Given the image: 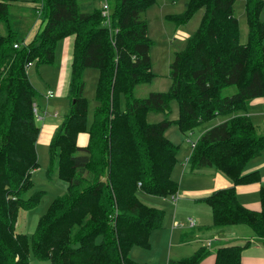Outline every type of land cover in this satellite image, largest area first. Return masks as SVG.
<instances>
[{"label": "trees", "instance_id": "obj_1", "mask_svg": "<svg viewBox=\"0 0 264 264\" xmlns=\"http://www.w3.org/2000/svg\"><path fill=\"white\" fill-rule=\"evenodd\" d=\"M37 1L42 26L25 41L9 11L17 0H0V264H28L30 254L47 264H139L129 251L149 245L164 211L138 193L164 197L178 189L171 176L178 145L167 137V128L174 123L190 132L221 115L223 121L199 135L188 164L191 169L214 166L231 182L200 197L212 224L247 225L264 249V182L257 170L243 172L264 150V134L256 133L247 114L252 99L259 97L264 105V0H245L248 36L243 42L234 0H185L184 10L168 18L183 23L201 8L199 24L169 63L168 88L144 97L134 96L133 89L153 76L143 12L155 0H106L108 24L98 5L82 9L78 0ZM68 35H73L70 105L51 135L47 167L66 185L28 235L15 231L19 209L35 205L43 192L23 196L38 167L40 131L32 110L37 90L26 68L28 62L53 64L60 40ZM89 67L97 70V105L87 122L82 75ZM232 85L233 93L222 94ZM171 99L177 101L176 118L147 122L149 111L168 113ZM80 132L88 134L84 145L77 143ZM250 182L260 183L257 210L237 197L236 185ZM251 241L217 246L213 264H241ZM207 252L199 245L167 264H200Z\"/></svg>", "mask_w": 264, "mask_h": 264}, {"label": "rangeland", "instance_id": "obj_2", "mask_svg": "<svg viewBox=\"0 0 264 264\" xmlns=\"http://www.w3.org/2000/svg\"><path fill=\"white\" fill-rule=\"evenodd\" d=\"M92 1L101 4V0ZM78 2L80 5L79 0ZM184 2L185 0H155V2L143 12V17L147 24V34L151 40L149 52L153 76L150 81L135 85L133 89L134 96L144 97L149 91H161L168 88L170 84L169 63L172 61L174 53L185 46L187 38L191 36L193 31L197 28L202 14V9H197L190 18L183 23H177L173 19L168 18V14H180L185 8ZM244 2L245 0H234L232 5V13L236 16L238 21V39L241 42L245 41L248 36ZM80 7L82 8V6ZM14 10L17 11L18 8L16 7L14 9V6L10 7V15L12 13L16 16L13 12ZM260 20L264 22V6L260 11ZM1 27L2 24L0 25V28ZM64 66L63 64L62 69V62L60 61L59 66L58 63H56V65L54 63L49 65L34 63L27 68L28 77L37 90V95L34 98L37 111L40 114L44 111L46 113L44 114L43 120L36 119L38 126H40V130H42L44 122L45 124L47 122L52 124L59 123L69 109L70 100L68 90L66 89V81H64ZM85 69L87 70L85 72L83 71L82 75L84 79L83 94L88 103L87 122H89L92 119L93 109L97 105V101L94 98L97 70L91 67ZM47 89H51L52 96L46 98L45 91ZM234 91L235 87L232 85L224 89L222 94L229 95ZM120 103L123 107V96L120 99ZM251 104L253 106L250 108L249 112L253 123L256 124L255 131L258 135L264 134V121H262L261 118L263 103L260 99L255 98V101L251 102ZM54 112H56V115L52 116ZM177 114V101L171 99L168 113L149 111L146 115V120L147 122H156L163 118H176ZM217 117V119L214 118L210 121L199 123L190 132L181 131L174 123L167 128V137L178 145V150L176 151L177 159L171 170L172 178L178 182V189L174 195L177 196L176 199L186 200H179L176 202L171 195L157 197L144 192L138 193V197L143 202L152 206H159L164 211L162 224L154 228L149 235V245L147 247L133 246L129 251L131 258L139 264H166L168 258L174 259L176 256H184V254H188L189 250L194 249V243H181L180 238L176 236V232L181 230V228L178 227L183 226L185 230L191 227L187 221L188 217H191L194 222L198 220V223L208 222V224H211V218L207 216V213L205 217L202 209L197 208L199 206L196 205L197 203H195V200H192L194 197L190 198L186 195L183 196L182 191L185 190V187L186 190H189L205 187L207 185V181L205 182L204 180L205 176H202V174L205 169L209 168L196 167L194 170L189 167L188 158L191 150L190 144L191 141H196L198 139L205 128L221 119L223 115ZM44 132L45 130L39 132L35 142L38 167L31 173L33 186L27 190L23 196L27 197L35 191H42L43 193L35 205L31 207H21L19 209L15 224L16 232L26 233L28 235L34 230L36 220L45 211L49 202L64 191L62 187L63 182L58 178L55 169L47 172L49 163L48 144L50 139ZM45 139L46 141H44ZM263 154L264 150L258 156H263ZM249 161H253L252 163H254L257 159L253 158ZM249 161L244 166L243 172L248 171L250 167L248 166ZM208 167L215 169L214 166ZM178 193H180L179 195L181 198L178 196ZM240 197L243 199L242 193H240ZM201 205L208 208L207 204L204 202L203 204L201 203ZM197 211L201 219H198ZM174 223L177 224L174 225ZM251 231L252 230L248 226L242 224L240 227L235 228L233 226L228 228L226 233L233 237L249 238L253 235ZM195 234L196 232L191 233L186 231L184 238L186 240V236L188 239L198 237ZM210 234V232H204L199 238L210 237ZM216 243L217 242H215V244ZM244 249L254 250L258 249V247L248 245ZM248 253L257 254L253 251ZM28 264H47V261L38 260L33 254H30ZM244 264L252 263L249 262L246 257L244 259ZM262 264H264V262Z\"/></svg>", "mask_w": 264, "mask_h": 264}, {"label": "crops", "instance_id": "obj_3", "mask_svg": "<svg viewBox=\"0 0 264 264\" xmlns=\"http://www.w3.org/2000/svg\"><path fill=\"white\" fill-rule=\"evenodd\" d=\"M79 1H80V6H82V9H91L94 6L101 5L100 3H96L92 0H79ZM13 6H14V9L17 7L18 10L13 11L16 14V16L11 13L12 25L15 28V30L19 32L20 36H22V38H25V41H26L32 37V35L36 32L38 28L42 26V18L40 15V4L37 0H17V2L11 5L10 7H13ZM72 48H73V35H68L62 38L58 44L56 54H55V60H54V64L56 65V63H58V66L60 65V61L62 62V69H63V64L65 65L63 75H64V81H66L67 90H68V82H69V76H70V63L72 59ZM33 64L34 63H31L28 66H32ZM27 68H26V71H27ZM86 70L87 69L84 68L83 71L85 72ZM256 99H260L261 102L263 103L261 98L256 97ZM253 101H255V98L251 100V102ZM250 105L251 107L253 106L252 104ZM249 110L247 111V114L250 116ZM55 115H56V112L52 114V116H55ZM261 118H262V121H264V105H263V111L261 114ZM224 119L225 117H222L221 119L212 123L210 126H212L213 124L219 123L223 121ZM58 124L59 123L52 124L49 122L45 124L44 122L42 130H40L39 132L45 130L44 133L47 134V137L50 139L51 135L53 134ZM210 126H208L207 128H209ZM254 126L256 127V124H254ZM207 128H205L204 130H206ZM87 140H88V134L86 132H80L78 134L77 143L79 145H84L87 142ZM44 141H46V139ZM254 158H256L257 161H255L254 163H252L253 161L252 162L249 161L248 166L250 167L248 168V171L257 170L260 174L261 182H264V154L263 156H256ZM200 167L209 168V169H205V171L202 174V176H205V179L204 178L203 179L205 180V182L207 181V185L205 187H199L197 189L195 188V189H189V190H186V187H185V190L182 191L183 192L182 194L183 196L186 195L190 198L194 197V199L192 200H195V203H197L196 205L199 206L197 208L202 209V211L205 214V217L207 213V216L211 218V224H208V222H205V223L201 222L202 223L201 224V223H198V220L194 222V220L192 219L193 224L190 225L187 219L188 224L191 226L189 229L185 230L183 226L181 227L176 226L178 228H181V230H178L176 232V236L180 238L181 243H184V244L194 243L195 244L194 249L189 250L188 254H184V256L191 254L199 245H204L208 249V252L202 258V260L200 261V264H213L214 263V251L217 246L225 245V244H233V243H242L246 239H252L250 246H257L258 249H254V250L243 249L241 264H244V259L246 257H247V260L251 262L252 264H262L264 262V249H261L263 248L262 244L259 241H256L254 239V234L249 238H238V237L230 236L229 234L226 233L228 228H231L233 226L235 228L240 227V225L242 224H230V225H223V226H216L212 224V216H211L210 208L209 207L206 208L201 205V203L203 204V201L200 199V197H203L204 195H207L214 190L228 187L231 185V182L225 175H223L216 168L211 169L212 167H208V166H200ZM193 169L195 170L196 168H193ZM65 185L66 184L63 182L62 183L63 189L65 188ZM259 185H260L259 182L237 184L235 189H236L239 201L248 208L256 209V210L259 209V200H258V192H257ZM240 193H242L243 199L240 197ZM179 194L180 193H178V196H180ZM179 200H186V199H177L176 202ZM156 207H159V206H156ZM196 213H197L198 219H201L199 217V212L197 211ZM195 219H196V216H195ZM186 231L191 232V233L196 232L195 235H197L198 237H195L193 239H188L186 236V240H185L184 235ZM204 232H210L211 236L207 238H202V237L199 238L201 234H204ZM215 242L217 243L215 244ZM252 251L257 254L254 255L252 253H248ZM184 256H176L174 257V259H178Z\"/></svg>", "mask_w": 264, "mask_h": 264}, {"label": "built area", "instance_id": "obj_4", "mask_svg": "<svg viewBox=\"0 0 264 264\" xmlns=\"http://www.w3.org/2000/svg\"><path fill=\"white\" fill-rule=\"evenodd\" d=\"M100 7H101V14L104 16V20L108 24L109 23V7H108V4H107V1L106 0H102ZM14 46H17V44L14 43ZM31 63L32 62H28L27 66L30 65ZM50 96H52V91H51V89H47L45 91V97L47 98V97H50ZM32 110H33V113L35 114L36 119H39V120L43 119L45 112L44 113L42 112V114L38 113L37 106H36L35 102H33V104H32ZM195 142L196 141H191V144H190L191 148L195 145ZM171 196L173 197L174 201L177 200L176 199L177 196H175L174 194L171 195ZM188 221H189L190 225L193 224V220H192L191 217H188ZM176 224L177 223H174V225H176Z\"/></svg>", "mask_w": 264, "mask_h": 264}]
</instances>
